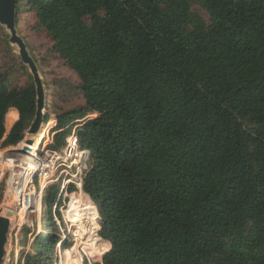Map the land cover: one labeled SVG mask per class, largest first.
I'll return each mask as SVG.
<instances>
[{
  "label": "trees",
  "instance_id": "obj_1",
  "mask_svg": "<svg viewBox=\"0 0 264 264\" xmlns=\"http://www.w3.org/2000/svg\"><path fill=\"white\" fill-rule=\"evenodd\" d=\"M18 8L81 81L85 105L59 124L95 114L80 134L91 153L83 190L100 225L90 257L264 264V0H18ZM34 101L31 84L0 75V141L7 112H19L1 147L22 137ZM56 196L45 188L47 229L23 264H51L55 246L67 245L53 221Z\"/></svg>",
  "mask_w": 264,
  "mask_h": 264
},
{
  "label": "rangeland",
  "instance_id": "obj_2",
  "mask_svg": "<svg viewBox=\"0 0 264 264\" xmlns=\"http://www.w3.org/2000/svg\"><path fill=\"white\" fill-rule=\"evenodd\" d=\"M21 30L27 37L30 45L34 48L35 54L39 57V62L44 70L45 78L47 79L48 95L50 99V107L52 110L58 113L64 111L74 110L80 106H83L85 100L82 97L79 85L81 83L77 75L69 69L65 62L61 60L57 54L52 51V43L49 40L46 31L38 30L35 27V20L28 13H22ZM0 74H6L8 82L12 86H26L31 82L30 77L24 67L18 61L17 56L12 52L5 41V32L0 26ZM0 146V151L2 152ZM9 154V153H8ZM7 154V155H8ZM50 185V184H49ZM47 185V186H49ZM57 189L56 201L54 204L58 206L55 208L52 206V216L54 220V214L56 215L60 226H58V235L67 243L66 247H62L59 243L55 246L52 253L51 264H76L77 259H80V254L83 258L82 264H93L101 263L102 255L97 259L90 257V249L94 246L95 238L89 243V247L86 250H82V244L76 245V250H72L75 246L76 230L77 226L70 223V219L66 216V211L70 204L69 197L64 195L58 199V192L60 184H53ZM46 188V187H45ZM44 188V190H45ZM3 190H5L3 188ZM44 193V191H43ZM78 193V192H77ZM67 194H70L68 192ZM81 196L85 201L83 194H74V196ZM58 200V201H57ZM92 201V199H91ZM9 202V194L5 191L0 192V209ZM94 203V202H93ZM95 205V203H94ZM96 206V205H95ZM44 204H43V215L42 220L39 223V227L35 223L33 227L21 228L18 232L17 238L7 242L6 255L3 264H23L25 254L33 250L32 242L36 235L44 234L46 231V223L44 221ZM97 208V207H96ZM98 211V210H97ZM98 213V212H97ZM99 215V214H98ZM99 225V219L97 220ZM62 227L64 233L61 232ZM100 229V225H99ZM99 235V231L97 233ZM14 236V235H13ZM27 241V245L23 246L22 241ZM87 246V245H85ZM80 247V248H79ZM83 247V246H82ZM68 250V251H67ZM66 261H65V252ZM80 251V254L78 253ZM86 251V252H85ZM89 254V255H88ZM71 259V263L68 259ZM90 261V262H89ZM81 264V263H80Z\"/></svg>",
  "mask_w": 264,
  "mask_h": 264
},
{
  "label": "built area",
  "instance_id": "obj_3",
  "mask_svg": "<svg viewBox=\"0 0 264 264\" xmlns=\"http://www.w3.org/2000/svg\"><path fill=\"white\" fill-rule=\"evenodd\" d=\"M94 115L93 113H88L82 118L73 121L63 131L67 132V134L64 136L62 143L56 148H47L36 157L10 153L8 157L0 158V192L4 191V197L5 191L8 192L9 177L14 166L21 165L25 167L23 182L18 189L21 200L12 210L8 241H11L13 237L16 239L21 228L33 227L34 219L36 225L39 227L43 215V191L47 185L60 184L58 199L64 195V197L68 196L70 201V196L74 193L87 194L83 190V181L91 168V153L89 149L81 146L78 131L81 129L84 121L92 118ZM7 134L8 132L5 131V135L0 141V146ZM34 158L37 159L38 166L33 162ZM27 180L28 182H26ZM68 192L70 194H67ZM38 205H40L42 213L40 218H38ZM6 206L7 204L0 209V213L5 210ZM53 206L56 208L58 205L54 204ZM54 217V220L56 219L55 221L60 226L55 214ZM98 219L99 215L93 219L96 224L94 228L96 234L99 231ZM60 230L64 233L62 227H60ZM89 264L93 263L90 262Z\"/></svg>",
  "mask_w": 264,
  "mask_h": 264
},
{
  "label": "water",
  "instance_id": "obj_4",
  "mask_svg": "<svg viewBox=\"0 0 264 264\" xmlns=\"http://www.w3.org/2000/svg\"><path fill=\"white\" fill-rule=\"evenodd\" d=\"M22 13L26 12L19 10L18 0H0V26L5 32L7 46L12 49V52L17 56L18 61L30 77L31 82L29 84L33 86L35 93V108L33 116L22 132V137L14 144L3 146L2 148L4 149L2 151L36 157L45 149L54 147L56 144V136L62 133L73 121L78 119L74 118L60 125V116L66 112L83 107L85 103L83 106L74 110L64 111L62 113L52 110L48 95V82L39 62V57L35 54L34 48L30 45L27 37L21 30ZM0 75L7 77L6 74ZM15 87L21 88L20 86ZM81 131V129L78 131L79 136ZM40 137L41 140H38ZM24 173V166L15 165L9 177L7 190L9 202L5 210L0 213V264L3 263L5 258L12 210L21 200L18 189L22 185Z\"/></svg>",
  "mask_w": 264,
  "mask_h": 264
},
{
  "label": "bare ground",
  "instance_id": "obj_5",
  "mask_svg": "<svg viewBox=\"0 0 264 264\" xmlns=\"http://www.w3.org/2000/svg\"><path fill=\"white\" fill-rule=\"evenodd\" d=\"M5 118H6V122H7L6 126H7V128H9L10 125L13 123V121L17 118V112L15 110L11 109L7 112ZM10 153H12V152H8V151H5V152L2 151L1 152L0 151V158L8 157V156H10ZM33 162L36 164V166H38V161L36 158L33 159ZM35 168H37V167H35ZM26 182H28V180ZM74 194H76V193H74ZM74 194H72L70 196L71 197L70 204L68 205L70 207L66 211V216L70 219V222L77 225L76 239H75V244H74L75 246L72 248V250L77 251V249H76L77 244H82V246H83V247L81 246L82 250H86V248L89 247V243L94 238L99 237L95 233L94 228L96 227V224L93 220L98 215V213H97L98 211H97L96 206L92 203L90 197L87 194L81 193L85 196V201L80 195L78 197H76V196L73 197ZM38 208H39L38 218H40L42 215L41 210H40L41 209L40 205H38ZM85 245H87V246H85ZM67 251L65 252V261H66ZM78 253L80 254V251ZM89 253H90V251H89ZM68 261L71 263L70 258L68 259ZM82 261H83V258L80 254V259H77L76 264H80V263L82 264Z\"/></svg>",
  "mask_w": 264,
  "mask_h": 264
},
{
  "label": "crops",
  "instance_id": "obj_6",
  "mask_svg": "<svg viewBox=\"0 0 264 264\" xmlns=\"http://www.w3.org/2000/svg\"><path fill=\"white\" fill-rule=\"evenodd\" d=\"M12 110H15L16 112H17V118H18V111L15 109V108H11ZM10 110V109H9ZM17 118L15 119V121L17 120ZM15 121H14V123H15ZM13 123V124H14ZM13 124L12 125H10V127L9 128H7V122H6V118H5V130H6V132H9L10 131V129H11V127L13 126Z\"/></svg>",
  "mask_w": 264,
  "mask_h": 264
}]
</instances>
